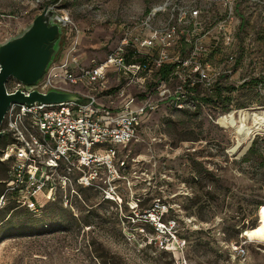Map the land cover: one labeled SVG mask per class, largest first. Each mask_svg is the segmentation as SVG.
<instances>
[{"label": "rangeland", "instance_id": "374dc122", "mask_svg": "<svg viewBox=\"0 0 264 264\" xmlns=\"http://www.w3.org/2000/svg\"><path fill=\"white\" fill-rule=\"evenodd\" d=\"M50 1L0 0V43ZM166 2L200 14L197 28L183 25L186 40L172 53L216 63L230 50L238 81L219 92L185 93L181 105L161 100L144 115L132 140L118 148L115 200H104L102 188H88L71 202L44 203L36 213L0 209V264H264V243L251 232L264 213V137L246 153L237 149L234 130L217 120L264 103L251 81L239 83L243 73L264 66V0H58L52 9L71 20L64 50L75 46L81 58L99 63L131 19ZM115 83L110 76L97 89ZM126 92L139 101L157 98L134 84ZM245 118L231 119L244 125ZM4 175L0 164V179Z\"/></svg>", "mask_w": 264, "mask_h": 264}, {"label": "built area", "instance_id": "2783aa9c", "mask_svg": "<svg viewBox=\"0 0 264 264\" xmlns=\"http://www.w3.org/2000/svg\"><path fill=\"white\" fill-rule=\"evenodd\" d=\"M199 15L195 7L159 4L131 19L113 50L99 63L81 58L75 46L69 50L62 46L37 83L26 85L9 78L8 92L20 89L28 95L34 89L43 94L57 89L76 93L81 101L9 104L0 125V164L5 171L0 179V209L12 203L38 212L46 202H71L80 197L81 189L88 188H102L104 200H115L118 148L132 140L144 115L164 99L181 105L185 93L201 88L219 90L222 85L231 89L238 81L234 78L237 58L232 51L216 63L180 60L172 53L186 40L183 25L197 28ZM55 18L64 29L65 39L71 20L63 14ZM230 43L228 36L225 44ZM110 76L116 83L97 89ZM250 81L258 96L264 98V66L255 68L251 75L243 73L239 83L247 85ZM132 84L145 92L154 91L157 98L139 101L126 92ZM263 108L264 103L253 104L224 114L234 111L238 116V111ZM232 129L234 137L240 138L237 149L244 152L257 137H264V121L245 127L241 133ZM244 133L247 135L241 139ZM123 163L120 160L119 164ZM235 250L244 253L238 246Z\"/></svg>", "mask_w": 264, "mask_h": 264}, {"label": "water", "instance_id": "95a60500", "mask_svg": "<svg viewBox=\"0 0 264 264\" xmlns=\"http://www.w3.org/2000/svg\"><path fill=\"white\" fill-rule=\"evenodd\" d=\"M57 2L51 0L26 28L0 43V125L11 102L81 101L76 93L57 89L44 94L34 89L28 95L20 89L7 91L9 78H16L26 85L35 84L57 59L64 41V29L56 21L52 9Z\"/></svg>", "mask_w": 264, "mask_h": 264}, {"label": "bare ground", "instance_id": "6f19581e", "mask_svg": "<svg viewBox=\"0 0 264 264\" xmlns=\"http://www.w3.org/2000/svg\"><path fill=\"white\" fill-rule=\"evenodd\" d=\"M240 114H242V115H244V117H246L245 121H244V125H243V122L239 124L238 121L236 123H233L234 120L231 119L232 117H235L236 119H238ZM238 117L235 115V113L233 111L230 114H222V115H220L219 118H218V122H220L224 126L229 125L232 128L236 127L237 130H238V126H239L240 129L238 131L241 133L240 130H242V132L245 130V128L243 129L241 124L244 127L251 128L254 125L257 126L261 122L264 121V108L263 109L250 110V111H238ZM230 120H231V123H233V124L230 123ZM241 127H242V129H241ZM243 135H247V134L244 133ZM251 232H252V235L254 236V241L259 242V243H264V213H262L260 215L258 222L252 228Z\"/></svg>", "mask_w": 264, "mask_h": 264}, {"label": "trees", "instance_id": "16d2710c", "mask_svg": "<svg viewBox=\"0 0 264 264\" xmlns=\"http://www.w3.org/2000/svg\"><path fill=\"white\" fill-rule=\"evenodd\" d=\"M217 92H219V90H217ZM250 149H251V147L249 148V150L247 151V152H249L250 151ZM246 152V153H247ZM47 203V202H46ZM9 205H11L12 207V209H18V208H25V209H27L26 207H16V206H14L12 203H10ZM9 205H7L6 207H8ZM5 208V207H4ZM27 210H29V209H27ZM30 211V210H29ZM32 212V211H31ZM33 213H36V212H33ZM9 217V216H8ZM6 219H7V217H5ZM4 218V219H5Z\"/></svg>", "mask_w": 264, "mask_h": 264}]
</instances>
